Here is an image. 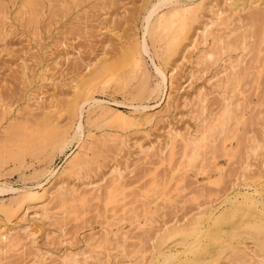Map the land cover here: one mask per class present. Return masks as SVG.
<instances>
[{
	"label": "rangeland",
	"instance_id": "obj_1",
	"mask_svg": "<svg viewBox=\"0 0 264 264\" xmlns=\"http://www.w3.org/2000/svg\"><path fill=\"white\" fill-rule=\"evenodd\" d=\"M3 1L0 157L5 161L0 163V204L15 201L14 190L53 187L57 173L74 154L85 164L70 181L85 193L62 206L54 201L40 217L35 214L37 203L31 200L17 209L12 205L15 212L9 217L0 211L2 231L28 227L34 232L32 244L24 240L26 244L18 248L0 244V264H38L43 256L46 264H64L68 257L75 259L69 264H167L165 256L174 253H179L176 264H195L194 252L183 253L192 236H174L160 246L157 235L164 228L192 224L203 211L197 225L206 222L209 233L200 242V248H208L199 259L202 264H264L262 236L249 232L255 216L243 195L261 192L264 203V2L236 17L233 8L245 0H179L194 3L197 21L192 28L202 29L198 39L206 41L187 51L182 48L191 38L184 40L179 52L165 62L164 41L161 37L152 41L144 32L157 13L167 12L174 2L155 8L161 0H33L32 12L23 6L24 0ZM231 3L235 6L227 12ZM220 10L225 12L219 19L215 12ZM143 36L148 45V51L140 49L143 71H130L128 84L89 80L94 69L118 61ZM160 63L172 74L174 86L165 105V94L147 92L159 80L155 66ZM143 72L148 86L141 91ZM80 84L86 95L79 99L77 115H72L68 104ZM97 102L127 114L140 107L138 112L149 113L151 119L142 126L126 127ZM226 103L233 109L226 130L213 132L197 162L189 163L183 156L182 135L187 139L204 132ZM53 125L68 133L60 145L33 135ZM169 129L178 134L171 159ZM18 136L29 140L33 154L16 148L13 141ZM8 153L18 158L8 159ZM117 170L124 177L116 189L111 179ZM91 183L97 190L86 193ZM210 213L213 219L206 221Z\"/></svg>",
	"mask_w": 264,
	"mask_h": 264
},
{
	"label": "bare ground",
	"instance_id": "obj_2",
	"mask_svg": "<svg viewBox=\"0 0 264 264\" xmlns=\"http://www.w3.org/2000/svg\"><path fill=\"white\" fill-rule=\"evenodd\" d=\"M160 1V0H159ZM186 1V0H185ZM240 0H238L239 2ZM4 1L3 0H0V13L2 14L3 13V10L4 9ZM174 2V6L171 7L167 12H162V13H157V16L153 22V24L150 26H147L145 28V32L149 37L150 39L153 41V39L155 37H161V40H163L164 42V49H163V52L162 54L164 55V60L165 62L170 60L169 58H171V55H174L176 52H179L177 50L180 49L181 47V44H183V41L189 39V43L188 45H185L183 46L184 50H187V48H191V47H195L197 45H199L200 43H204L205 44V41H200L198 39V35H200V32L202 31L199 30V29H194L192 28V24L193 22L195 23V20L197 18V13H196V10L194 9V3L193 2H184V1H179V0H161V2H155V8L158 7L159 5L163 6V4H166V3H171ZM264 2V0H245V1H241L240 5L239 3L236 4L237 6L234 7L233 4L231 3L229 6L230 7H234L232 11H234V13L236 14V17H240V16H237V15H241L240 13H244L245 10H249V9H256L257 7H259L260 4H262ZM236 2H234L235 4ZM200 4V3H199ZM213 4V3H212ZM35 2L33 0H24V3H23V6H27L29 8V10H31L33 12L34 10V6H35ZM201 5V4H200ZM239 5V7H238ZM214 6V4H213ZM212 6V7H213ZM6 8V7H5ZM154 8V9H155ZM169 8V7H168ZM153 9V10H154ZM230 9H226V11H230ZM155 11V10H154ZM218 11V10H217ZM223 12H225L223 10ZM221 10L219 12H215V15L217 18H222V13H223ZM152 13V12H151ZM233 13V15H235ZM242 13V14H243ZM0 14V15H1ZM230 14V12H229ZM148 15V14H147ZM151 15V14H150ZM149 15V17H150ZM232 15V16H233ZM263 14H257V17H261ZM153 16V15H152ZM264 16V15H263ZM263 20H264V17H263ZM147 21H148V18H147ZM150 21V20H149ZM197 21V20H196ZM198 24V22H197ZM195 26V25H194ZM193 26V27H194ZM192 30V31H190ZM191 32V33H190ZM212 32L209 33V35H211ZM189 34H192V35H189ZM197 37V39H196ZM158 38V39H159ZM137 38H135L134 40H136ZM157 39V38H156ZM154 40V41H157V40ZM160 40V41H161ZM138 41V39H137ZM159 41V42H160ZM218 42V40H217ZM133 43V42H132ZM134 48H132L131 51H126L122 54L121 58L116 61L115 63L113 64H101V66H99L98 68L94 69L92 74L89 76V80L91 82H94V81H97V82H110L113 84H116V86L118 85H126L128 84V81H129V78L130 77V71H137V70H141L143 71V61H142V53L140 51V49L143 48L148 51V45L146 43V37L143 36L142 38V41L140 42H136V44L134 43ZM132 45V46H133ZM104 49V48H103ZM142 50V49H141ZM210 50H212L211 46H210ZM186 51V53H188ZM212 52V51H211ZM211 52L208 51V57H211L212 54ZM185 53V54H186ZM149 54V53H148ZM162 55V56H163ZM182 55V54H181ZM186 56V55H185ZM184 56V57H185ZM183 57V58H184ZM151 61V60H150ZM152 62V61H151ZM162 62V60H161ZM164 62V61H163ZM155 66V65H154ZM230 66L233 68V65L230 64ZM146 67V66H145ZM147 69V68H146ZM175 70V69H174ZM140 71V72H141ZM155 73L156 75L158 76L159 80L157 81V83L153 84V86H149L147 87L145 85V81L147 79V74L146 72H143L142 73V78H141V81L140 83H136L140 86V90L144 89L147 87V92L149 94L151 93H155L157 96H160V94H165L166 97L164 99V105L166 103H169L170 100V97H171V92L172 90L174 89V86H173V78H172V74L171 73H168V70L165 72L163 69H162V65L160 63V65H156L155 66ZM139 74V73H138ZM239 75V74H238ZM141 76V75H140ZM138 78V77H137ZM136 79V78H134ZM139 79V78H138ZM137 79V81H138ZM89 81V82H90ZM131 81V80H130ZM127 82V83H126ZM126 83V84H125ZM83 85L81 86H78L77 88L75 87V97H74V101L71 102L68 104L69 106V110L70 112L72 113V115L76 114L77 115V112L79 110V107H80V104H79V99L82 98V97H85L86 94H83ZM123 86V85H122ZM131 86V85H130ZM137 86V88L139 87ZM146 86V87H145ZM125 87V86H124ZM123 87V89H124ZM120 89V86L118 87ZM126 88V87H125ZM130 88V87H129ZM135 88V87H134ZM129 90V89H128ZM141 90V91H142ZM138 91V90H137ZM136 91V92H137ZM135 92V93H136ZM139 92V91H138ZM137 92V93H138ZM146 91L144 90V93ZM130 93V92H129ZM128 93V94H129ZM140 94V93H138ZM146 94V93H145ZM132 95H134L132 93ZM131 95V96H132ZM142 95V93L140 94ZM147 95V94H146ZM164 95V96H165ZM138 97V96H137ZM170 99V100H169ZM94 101V100H93ZM52 102V101H51ZM87 101H83L82 104L86 103ZM94 103V102H93ZM50 104V103H49ZM53 104H51L50 107L52 106ZM97 106L101 107V109L105 110L107 113L111 114L114 118H116V120H119L121 123H124L126 125V127H129V126H134V125H137V124H140L141 126L143 125V123H147L150 121L151 119V116L149 115V113H146V112H138V110H140L141 108L137 107V110H134L132 112L129 111V113H125L124 111H122L121 109H118V108H114V107H109V106H106V105H101V103L97 102L96 103ZM157 105V104H156ZM230 103H226L224 108L222 109L221 111V114L218 118H216V120L214 121L213 124L209 125L204 132L198 134V136H193V137H189L187 139H184V135H182L183 137H181L180 140H182L183 142V156L187 159H188V162L189 163H193L199 156H200V150L202 149V147H204V144L205 142H207V139L210 135L214 134V133H222L226 130V127H227V124L229 123L230 119H231V114L233 112V109L230 107ZM54 106V105H53ZM158 106V105H157ZM161 106V104H160ZM134 108V107H133ZM147 108V106H146ZM136 109V108H135ZM145 110V109H144ZM151 113V112H150ZM161 113V112H159ZM154 114V113H153ZM157 114V113H156ZM155 114V115H156ZM160 116V115H159ZM153 117H156V116H153ZM152 117V118H153ZM154 119V118H153ZM149 124V123H148ZM80 125V124H79ZM138 125V126H140ZM147 125V124H145ZM59 125H56V126H50L49 128H45L44 130H42L43 132L42 133H39L37 131L34 132L33 135H40V136H43V142H46V143H49L51 144L52 146H57V145H60L61 143H63L67 137V134L65 131L61 130L59 127ZM66 127V125H64ZM65 127L63 129H65ZM79 128V126H77ZM70 127H68L69 129ZM77 128V129H78ZM170 132H168L171 136V141L168 143L170 144V150H169V153H168V157L169 159H171V157L173 156L174 154V142L176 141V137L178 136V134H173L171 129H169ZM69 131V130H68ZM214 132V133H213ZM78 133V132H77ZM196 135V134H195ZM181 136V135H180ZM191 136V135H190ZM22 136H18L15 138V141L14 142V145L17 146L16 148H18L19 150H21V153H27V154H33V150H34V147H31L30 145L31 144H27V142H29V140H25L24 141V136L22 138H20ZM76 137V133H73V136L72 138ZM92 137V135H91ZM186 137V135H185ZM26 138H30V137H26ZM25 138V139H26ZM93 138V137H92ZM90 138V139H92ZM178 139V138H177ZM92 140H95V139H92ZM168 140V138H167ZM170 140V138H169ZM226 141V140H225ZM91 142V141H90ZM95 142V141H94ZM167 142V141H166ZM81 143V142H80ZM88 143V142H87ZM166 144V143H165ZM224 144V143H223ZM222 144V145H223ZM88 145V144H87ZM14 146V147H15ZM89 146V145H88ZM87 146V147H88ZM167 146V145H166ZM165 146V147H166ZM13 147V146H12ZM10 147V148H12ZM84 147V142H82L80 145H79V149H82ZM225 147V146H224ZM6 148V147H5ZM36 148V147H35ZM54 148V147H53ZM90 148V147H89ZM163 148V147H162ZM160 148V150L162 149ZM85 149H86V146H85ZM156 149V148H155ZM7 150V149H6ZM159 150V148H158ZM8 151V150H7ZM81 151V150H80ZM84 151V150H83ZM86 151V150H85ZM87 151H88V148H87ZM10 152V151H9ZM14 152V151H13ZM19 152V151H17ZM35 152V151H34ZM42 152V151H41ZM79 152V151H78ZM145 152V151H144ZM143 152V153H144ZM153 152V151H152ZM154 152H156L154 150ZM159 152V151H158ZM1 153V151H0ZM16 153V152H15ZM84 155L86 156V153L83 152ZM141 153V152H140ZM147 155L149 154L147 151H146ZM163 153V152H162ZM18 154V153H17ZM20 154V152H19ZM26 154V155H27ZM79 154V153H78ZM151 154V153H150ZM160 154V152H159ZM164 154V153H163ZM9 157L8 159L10 158V156H12L11 158L15 160V158L17 157L16 154H12V153H8ZM75 156H73L72 158H70L66 163L65 165L63 166V168L57 173L58 174V177L56 178L55 180V183L53 184V187H48V188H44L42 185H38V187H40L42 190L41 191H38V189L36 190V188L38 187H25L21 190H17L14 192L18 195L16 200L15 201H10L9 203L7 204H0V211L3 212L7 217H9L12 213H14L15 211L13 210L12 208V205L16 206V209L18 207L21 206V204L24 202V200H31L36 202L37 203V210L35 211V214L36 215H39L40 216H43L45 214L48 213V208L49 205H51V203H53L55 201V204L56 206L57 205H64V203L67 201V200H77V198H81L82 197V194L84 195L85 192L81 193L80 192V188H78L75 184H74V180H73V183L71 184V181L72 178L74 179V176H77L79 171L81 170V167L82 165L85 164V160L82 159L80 156H77V154H74ZM81 155V154H80ZM83 155V154H82ZM166 155V153H165ZM24 156V155H23ZM84 156V157H85ZM144 156V155H143ZM160 156H163V155H160ZM145 157V156H144ZM150 157V156H149ZM1 158V157H0ZM18 158V157H17ZM165 158V157H164ZM200 158V157H199ZM202 158V157H201ZM4 159V158H3ZM2 158L0 159V163H1V160H3ZM11 159V160H12ZM163 159V158H161ZM186 159V160H187ZM165 160V159H164ZM183 160V159H182ZM5 161V160H3ZM2 161V162H3ZM169 161V160H168ZM174 162V161H173ZM181 162V161H180ZM179 162V163H180ZM197 162V161H196ZM194 162V163H196ZM162 163V162H161ZM171 163V162H170ZM176 163V162H175ZM183 163V162H181ZM253 163V162H252ZM2 165V164H0ZM174 164H172V167H173ZM194 165V164H192ZM169 166V165H168ZM177 166V165H176ZM1 167V166H0ZM170 167V166H169ZM168 167V170H170L171 168ZM179 167V166H178ZM190 167V165H189ZM188 167V168H189ZM117 169H119L118 167H116ZM164 168V167H163ZM247 168H248V165L245 166L244 169H246L245 171H247ZM250 168V167H249ZM248 168V169H249ZM202 169V168H201ZM114 170H116L114 168ZM112 169V171H114ZM177 170H180V169H177ZM176 170V171H177ZM200 170V169H199ZM174 172V171H173ZM251 172V171H250ZM113 176V175H112ZM124 175L122 176V173L117 170L116 171V174L113 176V178L111 179L112 180V184L116 187V189L118 188L119 185H121V180L123 179ZM156 182V181H155ZM92 184V183H91ZM93 185V184H92ZM11 188V187H10ZM87 189V188H86ZM113 189V188H111ZM157 189V188H156ZM97 188L94 187H91L90 190L88 189V192L90 191H94L96 192ZM4 191V190H3ZM113 191V190H112ZM111 191V192H112ZM118 191V190H117ZM117 191H114V192H117ZM91 192V193H92ZM119 192V191H118ZM168 192V191H167ZM14 194V193H13ZM95 194V193H93ZM166 194V193H165ZM168 194V193H167ZM169 195V194H168ZM244 197H245V200H247V203H245L247 206H249L250 208H252V210L250 209V211H253L251 212L254 216H255V221L254 223H251V225L249 224V232L251 233H256L257 237H260V235L262 237H260L262 240L259 242V243H262L261 244V250H264V223H263V211H264V203L262 201V193L261 192H258L255 194L254 193H250V192H245L243 193ZM14 198V197H13ZM166 199V197H164ZM109 199L111 201H114V195L111 194L109 196ZM117 200V199H115ZM70 202V201H69ZM77 202V201H76ZM27 203V202H26ZM68 204V202H66ZM238 203V202H237ZM52 204V205H53ZM25 205V204H24ZM47 205H48V208H47ZM54 205V206H55ZM238 205V204H237ZM260 206L261 208L258 209V206ZM22 207V206H21ZM64 207V206H63ZM123 207V206H122ZM237 207V206H236ZM242 207V206H241ZM26 208V207H25ZM199 208V207H198ZM20 209V208H19ZM61 209V208H60ZM133 209V208H132ZM237 209V208H236ZM235 209V210H236ZM134 210V209H133ZM132 210V211H133ZM200 210H202V208H200ZM234 210V211H235ZM118 211V210H117ZM131 211V212H132ZM246 211H247V208H246ZM236 212V211H235ZM248 212V211H247ZM238 213H241L238 211ZM117 214V213H116ZM205 214V212H200L199 214V217L194 219L192 224L188 225V226H172L170 228H164L163 231H162V234L158 233V243L159 245L161 246L167 239L169 238H173L174 236H176V238H178L179 236L183 239L186 238V236H192V239L191 241L186 245V247L184 248L183 250V253H186V252H194L195 254V258L192 259L191 261H193L195 264H199L202 262H200L199 259H201V256L203 255V253H206L207 252V247H201L200 248V242L203 238H206L205 236L208 235L207 233H209V229L206 228L205 226V223L202 224V225H197L198 224V219L201 218L203 215ZM236 214V213H234ZM249 214V213H248ZM35 215V216H36ZM233 216V215H232ZM51 217V216H50ZM213 217H212V214H208L206 216V221H209L211 220L212 221ZM234 219V218H233ZM232 219V220H233ZM216 220V219H215ZM249 221V220H248ZM214 222V220H213ZM228 223H230V221L227 220ZM232 222V221H231ZM225 223V222H223ZM239 223V222H238ZM242 223V222H241ZM240 223V224H241ZM245 223V222H243ZM20 225V224H19ZM24 225V224H23ZM238 227H239V224H237ZM243 225V224H242ZM248 225V224H246ZM246 225L245 228H246ZM12 227V226H11ZM241 227V225H240ZM10 228V227H9ZM8 228V229H9ZM242 228V227H241ZM7 229V228H6ZM16 229V228H15ZM233 229V228H232ZM231 229V230H232ZM4 230V229H3ZM234 232V230H232ZM231 231V232H232ZM222 232V231H221ZM232 232V234H233ZM236 232V231H235ZM218 233V232H216ZM223 233V232H222ZM214 234V233H213ZM228 234V232H227ZM231 234V233H230ZM236 234V233H234ZM250 235V234H249ZM178 236V237H177ZM251 236V235H250ZM208 237V236H207ZM212 237V236H211ZM231 238V236L229 237ZM157 239V238H156ZM256 239V238H255ZM26 241L28 243H33L34 242V232L33 231H29L28 230V227H22L20 229H17V230H14L11 231V230H4L2 231L0 229V244L1 246L3 247H14V248H18L19 246H23L26 244V242H22V241ZM254 240V239H252ZM258 240V239H256ZM183 241V240H182ZM185 241V240H184ZM180 242V241H179ZM187 242V240H186ZM255 242V241H254ZM213 243V241H212ZM165 244V243H164ZM163 244V245H164ZM184 244V243H183ZM225 244V243H224ZM208 245V244H206ZM260 245V244H259ZM230 246V245H229ZM229 246H226L229 247ZM220 247V246H219ZM233 247V246H231ZM229 247V249L231 248ZM161 248V247H160ZM222 248V247H221ZM220 248V249H221ZM234 248V247H233ZM232 249V248H231ZM240 249V248H239ZM228 250V249H227ZM226 250V251H227ZM260 250V248H259ZM234 251V250H232ZM27 252V251H26ZM221 252V251H220ZM243 252V251H242ZM219 253V252H218ZM233 253V252H232ZM237 253H239L237 251ZM236 253V254H237ZM165 255H166V252H165ZM178 254H169L167 256H165V260L164 262L167 263V264H171L172 262L174 263L175 259L178 258L177 257ZM242 255V254H241ZM60 256V255H59ZM239 256V255H238ZM38 257V256H37ZM42 257V256H41ZM50 257V256H49ZM48 257V258H49ZM187 257V256H186ZM215 257V256H214ZM240 257V256H239ZM44 258V256H43ZM41 258V260H38V264H46V258ZM43 259V260H42ZM210 259V257H209ZM208 259V260H209ZM213 259V258H212ZM205 260V259H204ZM211 260V259H210ZM1 261V260H0ZM48 261V259H47ZM75 261V259L73 257H68V258H65L62 260V263L64 264H69L71 262ZM54 262V261H53ZM208 262V261H207ZM179 263V262H178ZM176 264V262H175ZM186 264V263H184ZM205 264V263H204Z\"/></svg>",
	"mask_w": 264,
	"mask_h": 264
}]
</instances>
